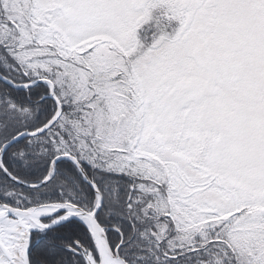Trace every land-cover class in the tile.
<instances>
[{"label":"snow or ice","instance_id":"1","mask_svg":"<svg viewBox=\"0 0 264 264\" xmlns=\"http://www.w3.org/2000/svg\"><path fill=\"white\" fill-rule=\"evenodd\" d=\"M0 264H264V0H0Z\"/></svg>","mask_w":264,"mask_h":264}]
</instances>
